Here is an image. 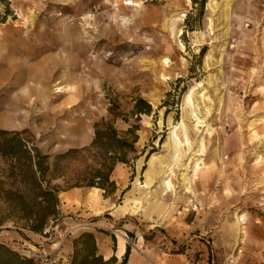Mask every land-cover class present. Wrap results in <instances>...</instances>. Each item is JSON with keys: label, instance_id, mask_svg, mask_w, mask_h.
<instances>
[{"label": "rangeland", "instance_id": "374dc122", "mask_svg": "<svg viewBox=\"0 0 264 264\" xmlns=\"http://www.w3.org/2000/svg\"><path fill=\"white\" fill-rule=\"evenodd\" d=\"M127 1L0 0V131L25 145L0 154V244L28 264H73L90 232L108 264L124 259L120 238L160 264L199 240L209 264H264V0ZM96 123L136 128L111 192L76 185L100 162L82 150ZM174 126L175 188L162 191L156 159L175 152ZM24 149L50 156L59 189L40 231ZM190 157L194 194L181 180ZM192 205L198 221L184 228Z\"/></svg>", "mask_w": 264, "mask_h": 264}, {"label": "trees", "instance_id": "16d2710c", "mask_svg": "<svg viewBox=\"0 0 264 264\" xmlns=\"http://www.w3.org/2000/svg\"><path fill=\"white\" fill-rule=\"evenodd\" d=\"M2 22V21H0ZM135 127L127 130V133L121 136L112 126L103 128L101 123L95 124L94 138L88 147L82 150L88 153L96 152L100 156L98 167L91 168L90 173L83 178H79L76 185L83 184L90 187L103 189L105 192L114 190V182L110 180V174L117 161L128 162L127 156L133 150V144L137 140ZM9 135V136H8ZM129 138H127V136ZM8 136V137H7ZM24 142L18 136V132L9 133L0 131V154L6 155L13 152L14 148L20 149L24 147ZM75 149H70L65 153L53 155L54 162L60 158L70 154ZM28 163L29 181L27 184L33 186L31 197L38 207L37 224L32 228L40 231L46 218L55 213V206L58 203L57 192L58 187H50L49 180L45 179V174L49 169L46 161L49 155H40L35 149V154L31 155L26 149L23 151ZM111 153V154H110ZM35 169L32 170L33 168ZM37 175V176H36ZM53 176H55L53 174ZM129 255V247L127 246L124 259L121 264H126ZM73 264H108L103 261V257L97 254L96 240L92 233L85 232L76 241V249L73 257ZM30 260L21 259V257L10 248L0 244V264H28Z\"/></svg>", "mask_w": 264, "mask_h": 264}, {"label": "crops", "instance_id": "0c3cea01", "mask_svg": "<svg viewBox=\"0 0 264 264\" xmlns=\"http://www.w3.org/2000/svg\"><path fill=\"white\" fill-rule=\"evenodd\" d=\"M198 214L199 210H191L185 211L181 214V224L185 227H188L190 225L196 224L198 221ZM158 227V226H156ZM186 232V230H184ZM183 237H187V232L185 235H182ZM197 236V235H196ZM200 238L199 236H197ZM205 242L207 241H194L192 244L191 249H186L180 253H175L174 255H168L167 253H163L160 257H158V261L160 264H209L207 262V254L205 253L207 250ZM170 244L169 241L162 242L163 247H167ZM125 245V244H124ZM127 246L123 248V250L119 253V246L117 247V252L115 254V257L119 260L125 255ZM148 260H147V259ZM150 258L146 256L145 254L140 255L134 251L129 252L128 255V261L129 264H149Z\"/></svg>", "mask_w": 264, "mask_h": 264}, {"label": "bare ground", "instance_id": "6f19581e", "mask_svg": "<svg viewBox=\"0 0 264 264\" xmlns=\"http://www.w3.org/2000/svg\"><path fill=\"white\" fill-rule=\"evenodd\" d=\"M188 1H190V0H188ZM229 2H230V0H226V2H225V5H226L227 9H228ZM127 3L128 4H132L133 1L129 0V1H127ZM162 76H163V78L165 77L164 74ZM57 89H58L57 91L61 92L62 89H64V88L60 87V88H57ZM250 126L253 127L252 128L253 130L255 129L254 122H251ZM170 130H171V134L173 133V135L175 136V142H176L175 148H176V150L173 153V155L170 156V161H168L167 163H163L159 159H156V166L158 168V174H159V177H160L159 182H160V187L162 188V191H171V190H174V188H175V186L173 185L171 176H173L175 174L173 165L176 164L174 162H177L179 157H180L179 146L182 144V140H180V138L176 134L177 127L174 126ZM209 132L211 134V131H209ZM254 132H256V131H254ZM183 135L185 137L186 142L188 143L189 139H188V136L186 134V129L185 128H184V131H183ZM192 163H193V165H191ZM198 164H199V160L198 159H194V157H192V158L190 157L188 159V162L184 163L183 172L181 173V180H182V183L185 186L186 192H188V193H193L194 194V191H193V188H192V177L194 176V172H195V169L198 167ZM191 171H193V174L190 175ZM135 184L139 188H143L146 185H148L147 182L145 184H142L139 180H136ZM94 190H98V189L94 188ZM236 218H237V222L238 223L243 221L242 216H237ZM124 247H125L124 239L120 238V241H119V253L123 250Z\"/></svg>", "mask_w": 264, "mask_h": 264}, {"label": "built area", "instance_id": "2783aa9c", "mask_svg": "<svg viewBox=\"0 0 264 264\" xmlns=\"http://www.w3.org/2000/svg\"><path fill=\"white\" fill-rule=\"evenodd\" d=\"M189 209H191V210H196L197 209V206L196 205H192V206H190V207H183L180 211H179V213H182V211H188Z\"/></svg>", "mask_w": 264, "mask_h": 264}]
</instances>
